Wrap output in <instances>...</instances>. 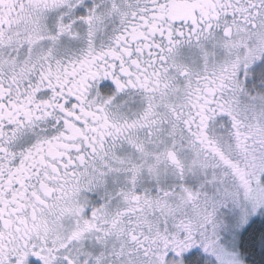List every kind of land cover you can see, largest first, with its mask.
<instances>
[{"label": "snow or ice", "instance_id": "snow-or-ice-1", "mask_svg": "<svg viewBox=\"0 0 264 264\" xmlns=\"http://www.w3.org/2000/svg\"><path fill=\"white\" fill-rule=\"evenodd\" d=\"M0 264H264V0H0Z\"/></svg>", "mask_w": 264, "mask_h": 264}]
</instances>
